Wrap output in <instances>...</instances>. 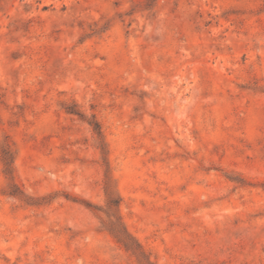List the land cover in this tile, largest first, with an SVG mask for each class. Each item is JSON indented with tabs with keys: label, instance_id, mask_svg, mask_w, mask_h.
I'll use <instances>...</instances> for the list:
<instances>
[{
	"label": "rangeland",
	"instance_id": "rangeland-1",
	"mask_svg": "<svg viewBox=\"0 0 264 264\" xmlns=\"http://www.w3.org/2000/svg\"><path fill=\"white\" fill-rule=\"evenodd\" d=\"M0 264H264V0H0Z\"/></svg>",
	"mask_w": 264,
	"mask_h": 264
}]
</instances>
